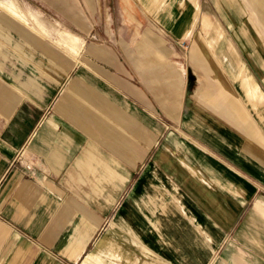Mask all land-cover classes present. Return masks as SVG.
I'll return each mask as SVG.
<instances>
[{
  "label": "crops",
  "instance_id": "0c3cea01",
  "mask_svg": "<svg viewBox=\"0 0 264 264\" xmlns=\"http://www.w3.org/2000/svg\"><path fill=\"white\" fill-rule=\"evenodd\" d=\"M122 1L144 19L121 30L143 31L88 47L0 0V22L66 52L39 57L0 24V264H264V90L212 17L233 28L229 4ZM238 1L264 49V0Z\"/></svg>",
  "mask_w": 264,
  "mask_h": 264
},
{
  "label": "rangeland",
  "instance_id": "374dc122",
  "mask_svg": "<svg viewBox=\"0 0 264 264\" xmlns=\"http://www.w3.org/2000/svg\"><path fill=\"white\" fill-rule=\"evenodd\" d=\"M21 2L28 3L32 7L40 10L49 20L53 22H58V24L62 27H65L75 33H78L81 36V39H86V45L89 47L94 43L101 42V39H108L110 37L111 29H114L113 36H120L122 33L123 36H131L132 39L134 36L138 34V32L143 31L142 29H124L121 30V24H132L131 22H135V25H140L142 19H144V14L138 12V7L134 2L126 5L122 0H75L76 4L75 8L81 9L87 15L90 24H97L95 27L97 30L90 31L84 27L77 25L73 22L69 17V11H66L61 3L55 0H20ZM226 2L229 8H231L232 13H228L229 16L237 21L236 25L234 24L233 28H224L226 22L220 23L219 16L214 12L213 19L216 21L219 26L224 31L225 36H229L234 40L239 42L240 47V55L247 59L251 69L258 75V79H260V84L262 89L264 90V49L257 42V33L255 30L251 28L247 21L246 14L243 9L240 7L241 4L238 0H222ZM216 2V0H213ZM11 5V3H3L0 2V6ZM214 5V4H213ZM127 6V7H126ZM122 8V9H121ZM123 11V12H122ZM19 9L17 8V16H20ZM205 15V13L203 14ZM9 21H11V25L0 22L2 27H4L8 34L14 39L17 37H21L22 44H24L28 51L31 53L39 54V57L42 56L40 54L46 55V53H66L64 49L52 43L50 38H42L39 35L35 34L29 27L24 25L23 23L12 19L10 16H6ZM260 26H264V24L257 20ZM133 24V25H134ZM264 31V27H263ZM90 34H89V33ZM124 32V33H123ZM125 34V35H124ZM197 34L200 36H205L201 28H198ZM30 39L34 43H29ZM35 41L37 43H35ZM3 46L1 47L3 53L7 56L11 55L14 57L16 55V50L14 48V44H11L8 41H4ZM3 54L0 53V64L3 62ZM25 55H23L24 57ZM25 58V57H24ZM17 65L25 70L30 68V61L22 60L16 61ZM58 64L62 63L60 61L52 62ZM257 112V111H256ZM257 114V113H256ZM93 243L89 247V251L93 248ZM60 261H64L65 264H82L83 258L76 262H68L65 258H58Z\"/></svg>",
  "mask_w": 264,
  "mask_h": 264
},
{
  "label": "built area",
  "instance_id": "2783aa9c",
  "mask_svg": "<svg viewBox=\"0 0 264 264\" xmlns=\"http://www.w3.org/2000/svg\"><path fill=\"white\" fill-rule=\"evenodd\" d=\"M28 168H30V166Z\"/></svg>",
  "mask_w": 264,
  "mask_h": 264
}]
</instances>
